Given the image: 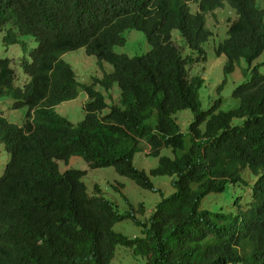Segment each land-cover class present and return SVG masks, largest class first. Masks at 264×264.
Returning <instances> with one entry per match:
<instances>
[{
  "label": "trees",
  "instance_id": "trees-1",
  "mask_svg": "<svg viewBox=\"0 0 264 264\" xmlns=\"http://www.w3.org/2000/svg\"><path fill=\"white\" fill-rule=\"evenodd\" d=\"M259 1L0 0L3 44L21 46L24 54L22 74L0 60V99L26 110L20 125L0 113V144L10 156L0 177V264H111L118 247L143 264H264V8ZM225 5L236 14L215 50L226 59L225 81L212 106L202 109L205 80L191 77L189 69L207 62L205 47L213 33L206 15ZM127 31L142 33L150 50L135 57L115 53L126 44ZM79 49L113 71L81 85L62 60ZM241 62L246 67L243 81L231 91L234 105L222 109L226 79ZM116 85L119 101L109 106L95 88L110 93ZM80 89L88 102L84 119L74 125L55 108L76 99ZM186 110L193 120L182 131L175 117ZM143 143L158 160L148 173L134 166ZM72 157L91 170L112 168L162 200L144 222L132 213L122 215L97 186L89 195L85 171H60L59 162L68 165ZM244 171L257 179L247 209L241 210L242 198L232 194L229 203L214 207L211 197L246 185ZM158 177L170 178L173 194L164 197L155 188L151 178ZM125 220L141 228V235L115 232Z\"/></svg>",
  "mask_w": 264,
  "mask_h": 264
},
{
  "label": "rangeland",
  "instance_id": "rangeland-1",
  "mask_svg": "<svg viewBox=\"0 0 264 264\" xmlns=\"http://www.w3.org/2000/svg\"><path fill=\"white\" fill-rule=\"evenodd\" d=\"M260 7L264 8V0L259 1ZM192 13L198 11V7L195 4L191 5ZM236 19L235 12L228 6L222 10L217 11L214 15L206 16L207 26L213 33L212 38L206 45L205 50L207 53V62L205 64L194 65L189 69L191 77L200 75L205 80L204 87L200 90L199 96L202 104V109H207L212 106V103L219 96L216 93L217 88L225 81L223 75V68L226 63L225 57H217L215 50L217 46L227 38L228 28L230 22ZM4 34H0V59H11L14 62L20 56L21 51L18 46H12L6 48L3 44ZM126 44L123 47L114 48V52L117 54H124L128 57L142 56L150 50V47L146 41L145 36L137 31H127L124 34ZM173 39L176 41V45L179 47L177 32H173ZM182 52L186 55L188 52L184 46L181 47ZM264 55V54H263ZM260 59L264 60V56ZM63 61L68 63L73 69L77 81L82 85H90L94 79H100L104 73H111L112 67L108 64L99 65L97 59L93 56L85 54L84 49H80L75 52L67 53L62 57ZM259 62V61H257ZM246 67L244 62L238 66L235 72L226 79L224 91L221 94L224 98L222 109L233 107L234 102L231 99L232 89L241 83V70ZM97 91L102 93L107 104H117L119 101L120 91L118 86H114L110 93H106L102 88L97 86ZM88 102V97L83 90H79V95L76 99L61 103L56 112L65 117L69 122L77 125L84 119L83 106ZM13 101L11 99L4 98L0 100V112L11 122L21 124L25 118V110H12ZM177 123L182 131H187L188 126L193 120V115L190 111H181L176 115ZM143 152L136 155L134 159V166L142 171L148 173L151 169L155 168L158 164V160L150 157L149 148L143 143ZM170 155L169 152L164 151L162 155ZM9 161L8 154L4 151L3 146L0 144V177L4 172V169ZM59 168L61 172L67 169H77L86 171L84 183L87 186L89 195H93L94 187L100 188L102 195L114 204L118 212L122 215L134 214L135 217L144 222L154 212L156 205L162 200L160 193H153L143 190L134 184L131 180L121 177L115 173L112 168L90 170L88 164L79 157H72L68 165H64L59 162ZM244 179L247 185H240L233 189L228 187L224 194L211 197L210 200L214 207L229 203L231 200V194L236 197H241L240 209H247L249 203H251L250 188L254 185L256 179L248 173L244 174ZM155 188L163 193L164 197H168L174 193V189L171 186V180L167 177L151 178ZM121 194L125 196L128 203L122 198ZM143 206V214H140L139 210ZM133 207V208H132ZM114 231L120 233L126 237L134 238L141 235V228L137 227L130 220H125L117 224ZM144 261L135 257L132 251L123 247L116 249V254L111 264H143Z\"/></svg>",
  "mask_w": 264,
  "mask_h": 264
},
{
  "label": "clouds",
  "instance_id": "clouds-1",
  "mask_svg": "<svg viewBox=\"0 0 264 264\" xmlns=\"http://www.w3.org/2000/svg\"><path fill=\"white\" fill-rule=\"evenodd\" d=\"M226 6H228V5H225V7ZM229 7V6H228ZM230 8V7H229ZM223 9V8H222ZM222 9H219V10H217V11H220V10H222ZM217 11H215V12H217ZM234 11V10H233ZM214 12V13H215ZM235 12V11H234ZM214 13L213 14H208V15H206V16H209V15H214ZM209 28V27H208ZM210 29V28H209ZM211 31V30H210ZM18 46V45H17ZM19 48H20V51H21V54H20V56L16 59V61L14 62L13 60H11V59H0V60H9V64H10V67L16 72V73H19V74H22V70H21V65H22V60L24 59L23 57H24V54H23V50H22V48H21V46H18ZM9 48V47H8ZM80 50V49H79ZM78 51V50H77ZM85 51V50H84ZM75 52V51H74ZM69 53H71V52H69ZM67 54V53H66ZM86 54V53H85ZM65 55V54H64ZM63 55V56H64ZM87 55V54H86ZM62 56V57H63ZM27 59L29 60V57H27ZM63 60V59H62ZM226 60V59H225ZM65 62V61H64ZM68 64V63H67ZM243 68H245V67H243ZM224 75V74H223ZM101 79V78H100ZM241 79H242V81H243V78L241 77ZM91 85V84H90ZM2 99H4V98H2ZM2 99H0V100H2ZM8 99V98H7ZM87 103V102H86ZM85 105V104H84ZM14 106V102H13V104H12V107ZM59 106V105H58ZM57 106V107H58ZM56 107V108H57ZM56 108H55V111H56ZM12 110H15L14 109V107H13V109ZM16 111H18V110H16ZM1 114H2V116L3 117H5L4 115H3V113L2 112H0ZM61 116V115H60ZM25 117H26V110H25ZM63 117V116H62ZM6 118V117H5ZM65 118V117H64ZM9 121V120H8ZM24 121H25V118H24ZM10 122V121H9ZM11 123H14L13 121H11ZM14 124H17V123H14ZM17 125H20V124H17ZM143 152V151H142ZM9 156V155H8ZM136 157V156H135ZM135 159V158H134ZM9 160H10V156H9ZM9 162V161H8ZM8 164V163H7ZM7 166V165H6ZM6 168V167H5ZM5 170V169H4ZM91 170V169H90ZM81 171V170H80ZM86 172V171H85ZM245 173H248L249 175H251L253 178H255L256 179V177L255 176H253L252 174H250V172L248 171H244V174ZM244 174H243V177H244ZM244 181H245V179H244ZM246 182V181H245ZM257 183V179H256V181H255V183H254V185L250 188V197L252 198V190H253V187L255 186V184ZM246 185H247V182H246ZM246 185H244V186H246ZM87 187V186H86ZM260 231H262V232H264V225H262L261 227H260ZM264 242V241H263Z\"/></svg>",
  "mask_w": 264,
  "mask_h": 264
}]
</instances>
